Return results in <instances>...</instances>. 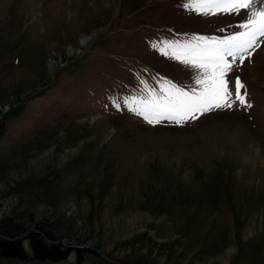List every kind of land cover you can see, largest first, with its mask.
<instances>
[{
  "label": "rangeland",
  "instance_id": "1",
  "mask_svg": "<svg viewBox=\"0 0 264 264\" xmlns=\"http://www.w3.org/2000/svg\"><path fill=\"white\" fill-rule=\"evenodd\" d=\"M184 2L0 0V117L20 106L0 120V235L27 233L14 240L26 248L38 231L70 251L0 264H108L67 246L115 264H264V43L228 75L250 109L184 125L128 109L141 80L192 86L164 41L222 37L246 18Z\"/></svg>",
  "mask_w": 264,
  "mask_h": 264
},
{
  "label": "snow or ice",
  "instance_id": "2",
  "mask_svg": "<svg viewBox=\"0 0 264 264\" xmlns=\"http://www.w3.org/2000/svg\"><path fill=\"white\" fill-rule=\"evenodd\" d=\"M182 6L202 16H239L245 10L246 18L235 25L238 31L222 37L192 34L164 41L158 51L189 67L193 84L186 90L165 78L159 79L158 87L141 80L140 95L132 98L129 111L150 125L164 121L184 125L211 111L231 109L237 102L250 109L247 92L241 94L245 86L237 77L233 91L228 75L264 43V0H185Z\"/></svg>",
  "mask_w": 264,
  "mask_h": 264
},
{
  "label": "trees",
  "instance_id": "3",
  "mask_svg": "<svg viewBox=\"0 0 264 264\" xmlns=\"http://www.w3.org/2000/svg\"><path fill=\"white\" fill-rule=\"evenodd\" d=\"M50 238V236H48ZM28 245L24 248L20 241H4L0 239V258H13L19 260H50L58 262L64 260L69 250L60 251L59 245L47 243L41 236L31 234L27 237Z\"/></svg>",
  "mask_w": 264,
  "mask_h": 264
},
{
  "label": "water",
  "instance_id": "4",
  "mask_svg": "<svg viewBox=\"0 0 264 264\" xmlns=\"http://www.w3.org/2000/svg\"><path fill=\"white\" fill-rule=\"evenodd\" d=\"M29 232H31V231H29ZM33 232H34V233H37V234H39V235H41V236L45 239V241H47V242L50 243V244H57V243H58V242H52V241H50L47 237H45L43 234H41V233L38 232V231H33ZM25 235H27V233H25V234H23V235H21V236L15 238V239H7V238H5V237H3V236L0 235V239L5 240V241H14V240H17V239H22V238H24ZM66 248H67V249L73 248L74 251H75V250H90V251L94 252L95 254L99 255V256H100L103 260H105L108 264H115L114 262H112V261L108 260L107 258H105L102 254H100V252H99L98 250H96V249H92V248L87 247V246H67Z\"/></svg>",
  "mask_w": 264,
  "mask_h": 264
},
{
  "label": "bare ground",
  "instance_id": "5",
  "mask_svg": "<svg viewBox=\"0 0 264 264\" xmlns=\"http://www.w3.org/2000/svg\"><path fill=\"white\" fill-rule=\"evenodd\" d=\"M92 2H93V1H92ZM86 40H88V39H87V38H83V39L80 41V44L84 45V44L87 42ZM47 67H48V71H49L50 73H53L54 70L56 69V67H58V65H57L55 62L50 61V62L47 64Z\"/></svg>",
  "mask_w": 264,
  "mask_h": 264
},
{
  "label": "built area",
  "instance_id": "6",
  "mask_svg": "<svg viewBox=\"0 0 264 264\" xmlns=\"http://www.w3.org/2000/svg\"><path fill=\"white\" fill-rule=\"evenodd\" d=\"M16 107H18V106H15V107H13V108H8L2 115H1V117H0V120H2L3 118H4V116L7 114V113H9L12 109H14V108H16Z\"/></svg>",
  "mask_w": 264,
  "mask_h": 264
}]
</instances>
